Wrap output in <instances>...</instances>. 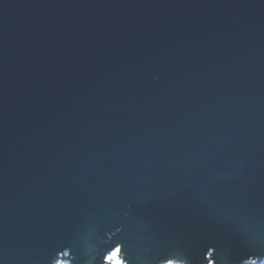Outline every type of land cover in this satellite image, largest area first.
<instances>
[{
  "label": "water",
  "instance_id": "95a60500",
  "mask_svg": "<svg viewBox=\"0 0 264 264\" xmlns=\"http://www.w3.org/2000/svg\"><path fill=\"white\" fill-rule=\"evenodd\" d=\"M115 260L264 264V0H0V264Z\"/></svg>",
  "mask_w": 264,
  "mask_h": 264
},
{
  "label": "snow or ice",
  "instance_id": "6c2138e0",
  "mask_svg": "<svg viewBox=\"0 0 264 264\" xmlns=\"http://www.w3.org/2000/svg\"><path fill=\"white\" fill-rule=\"evenodd\" d=\"M119 251V250H117ZM116 257V253H113L111 257H109L110 260L114 259ZM115 264H121V262L119 260H115ZM168 264H174V262L172 260L168 261Z\"/></svg>",
  "mask_w": 264,
  "mask_h": 264
}]
</instances>
